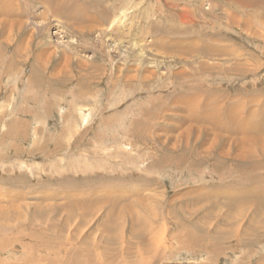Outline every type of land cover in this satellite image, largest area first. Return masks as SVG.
<instances>
[{
    "label": "rangeland",
    "instance_id": "obj_1",
    "mask_svg": "<svg viewBox=\"0 0 264 264\" xmlns=\"http://www.w3.org/2000/svg\"><path fill=\"white\" fill-rule=\"evenodd\" d=\"M13 1L0 0L17 22L0 25V264H264V12ZM251 132L257 171L236 155Z\"/></svg>",
    "mask_w": 264,
    "mask_h": 264
},
{
    "label": "bare ground",
    "instance_id": "obj_2",
    "mask_svg": "<svg viewBox=\"0 0 264 264\" xmlns=\"http://www.w3.org/2000/svg\"><path fill=\"white\" fill-rule=\"evenodd\" d=\"M6 1V0H5ZM8 2L9 1H11L13 4H12V6H10L9 8H3L4 7V5H3V7L1 6V8H3V10L2 11H4V10H9V11H14V9L16 8V5H15V2L13 1V0H7ZM26 1V0H25ZM44 1H46L49 5H50V3H49V0H44ZM225 1V0H224ZM227 2H229V3H233V4H239L240 5V7H242V8H248V7H251V8H253L254 10H258V11H260V13L261 12H264V1H262V0H226ZM17 3H19V2H17ZM34 3V2H33ZM40 3V2H39ZM245 3H246V5H245ZM84 5V6H83ZM81 4V3H79L78 1H76V0H73V2L70 4V6L71 7H69V9H68V11H70V12H76L75 14H77L78 15V10L76 9V7H81V8H85L86 6H85V4ZM102 7V6H101ZM39 8V7H38ZM90 9V8H89ZM105 9V8H104ZM57 10V11H56ZM97 11H98V9H97ZM106 11V10H105ZM247 11V10H246ZM17 12V11H16ZM55 13H62L63 11H60L59 9H55V11H54ZM96 12V11H95ZM102 12V11H101ZM2 13V12H1ZM11 13V12H10ZM43 13V12H42ZM90 13H91V11H90ZM186 13V10L184 9V13H179V15H177L178 16V18L179 19H182L183 21H184V19L185 18H187V15L185 14ZM97 14V13H96ZM102 15H104L103 13H101ZM100 14V17L102 16ZM230 14V13H229ZM256 14V13H255ZM12 14H10V16H11ZM79 15H80V13H79ZM263 15H264V13H263ZM3 16V15H2ZM75 16V15H74ZM91 16V15H90ZM70 17V16H69ZM86 17V16H85ZM84 17V18H85ZM96 17H98V16H96ZM230 17H231V19L233 20V19H235V17H234V15H233V13L232 14H230ZM10 18V17H9ZM72 18H74V17H72ZM92 18V17H91ZM18 19V18H17ZM20 19V18H19ZM18 19V20H19ZM79 19V22L82 24L83 23V21L86 19H84L83 21L80 19V18H78ZM16 17H12V19H7V16H6V14H5V17H2V20L0 21V25H2V26H6V27H8L9 28V26H15L16 25ZM24 20V19H23ZM73 20V19H72ZM120 20H121V18H120ZM191 20V19H190ZM187 21H188V19H187ZM114 22H117V21H114ZM114 22H112V23H114ZM73 23V22H72ZM77 23V22H76ZM243 23H244V25L248 28L249 26V22L248 21H243ZM116 24V23H115ZM22 25V24H21ZM251 25V24H250ZM19 26V25H18ZM58 27H60V26H58ZM12 28V27H11ZM10 28V29H11ZM74 28V27H73ZM250 28V27H249ZM1 29V28H0ZM86 29V28H85ZM246 29V28H245ZM80 30V29H79ZM93 30V29H92ZM177 30V29H176ZM182 31V30H181ZM180 31V32H181ZM188 31V30H187ZM7 32V31H6ZM28 32V31H27ZM63 32V31H62ZM100 32V31H99ZM174 32V31H173ZM179 32V31H178ZM188 33H189V31H188ZM187 34V33H186ZM190 34V33H189ZM89 36V35H88ZM81 39V38H80ZM40 41V40H39ZM43 41V40H42ZM99 41V40H98ZM182 41V40H181ZM192 41V40H191ZM73 42H75V41H73ZM180 42V41H179ZM179 42H175V43H173V44H175L177 47H180V48H182L183 50H185L184 49V43L186 42H184V40L182 41V42H184V43H179ZM21 43V42H20ZM24 43V42H23ZM22 43V44H23ZM34 43V42H33ZM42 43V42H41ZM106 43V42H105ZM22 44H20V46L19 47H17L16 49H15V51H14V54L15 55H19L20 56V54H21V50H23V47L21 46ZM38 44V43H37ZM98 44V43H97ZM24 45V44H23ZM62 45V44H61ZM99 46V45H98ZM186 46V45H185ZM191 46H193V48H194V50L192 51V53H194V54H196V53H198V54H208V53H221V54H227V53H230V54H232V52L231 51H229L228 49H219V48H214L213 46H211V45H208L206 42L205 43H202V42H200V43H193L192 44V42H191ZM217 47V46H216ZM49 48V47H48ZM192 48V47H191ZM47 49V48H46ZM80 49V48H79ZM188 49V48H187ZM109 50V49H108ZM189 50V49H188ZM41 53L43 54V58L44 57H46V56H48V54L47 55H45L44 54V52H43V50L41 51ZM25 56V55H24ZM70 56V55H69ZM77 56V55H76ZM38 58H39V56H38ZM16 59V58H15ZM22 59V58H21ZM28 59V58H27ZM12 60V59H11ZM14 60V59H13ZM3 61V60H2ZM49 61V60H48ZM48 61H47V63H48ZM43 62H44V60H43ZM40 63H42V61H41V59L39 60V63L37 62V67L36 68H38L39 66H40ZM14 62L13 63H11V64H9V62H8V64L6 65V67H8V69H10V68H12L13 66H14ZM33 66V65H32ZM40 69V68H39ZM12 70V69H11ZM18 70V69H17ZM20 70V69H19ZM16 73V72H15ZM64 73V72H63ZM1 74V73H0ZM33 74V73H32ZM59 74V73H58ZM4 75V74H3ZM30 75V74H29ZM179 75V74H178ZM30 76H32V75H30ZM47 76V75H46ZM38 77V76H37ZM63 77V76H62ZM36 79V78H35ZM65 79V78H64ZM124 79V78H123ZM35 81V80H34ZM36 81H37V79H36ZM39 81V80H38ZM91 81V80H90ZM36 84H38L37 82H36ZM46 84V83H45ZM29 85V84H28ZM44 87H45V85H44ZM40 88H41V86H40ZM53 89V88H52ZM61 92V91H60ZM176 97V96H175ZM177 98V97H176ZM173 98H171V100H172ZM178 100H180V98H177V101ZM201 105V104H200ZM208 108V107H207ZM209 108H210V106H209ZM210 110V109H209ZM213 113V112H212ZM205 116H210V118H211V120H210V122L214 125V126H216V127H219V126H224V127H227V128H235V129H238L239 127H240V119H236V117H233V120H234V122L233 123H228V116L227 117H222V118H217V114L216 113H213V114H211V115H209V114H206ZM191 117V116H190ZM251 117V116H250ZM251 118H253V117H251ZM203 119H204V117L203 118H201L200 119V121L202 122L203 121ZM209 119V117H207V119L206 120H208ZM258 119H261V116L259 115L258 116ZM249 120V119H248ZM263 127V126H262ZM262 127H260L261 129H259L260 131H263L264 130V128H262ZM239 129H241V128H239ZM242 129H244L243 127H242ZM243 132V131H242ZM261 133H259V135H260ZM259 135L258 136H256V134L254 133V132H251V133H249L246 137H242L241 139L244 141L243 142V144L244 143H246V142H251L248 146L246 145V147H245V145H241L240 146V148L239 149H237L236 150V152H237V154L236 155H238V157L237 158H241V160H242V158H243V161L244 162H246V164L248 165V167H250L252 170H256V169H260L261 167H260V165H258L255 161L256 160H254L253 159V157L254 156H256V151H255V144H254V142L255 141H257V139H258V137H259ZM247 144V143H246ZM234 150V149H233ZM260 150L262 151V152H264V144L262 145V146H260ZM245 152H248L249 153V156L248 157H244L243 156V154L244 155H246V153ZM221 153H222V151H220L219 152V154L221 155ZM236 157V156H235ZM256 158V157H255ZM216 163V162H215ZM221 163H222V161H221ZM249 163H251V164H249ZM258 165V166H257ZM262 166V165H261ZM264 167V166H263ZM149 168V167H148ZM241 170V169H240ZM243 170V169H242ZM257 171V170H256ZM252 172V171H251ZM244 173V172H243ZM124 187H126V186H124ZM235 189V188H234ZM236 194H238V193H236ZM235 194V195H236ZM239 195V194H238ZM260 198H256V201L257 202H254V201H252V203L253 204H255V205H261V202L262 201H264V194H262L261 196H259ZM93 198H95V197H93ZM100 198V197H99ZM98 198V199H99ZM96 199V198H95ZM94 199H88L87 198V200L85 201L86 203H89V202H91V203H89L90 204V206L92 205V201H93ZM100 200H101V198H100ZM238 200H239V202H240V198H238ZM238 202V201H237ZM251 203V202H250ZM93 204H94V202H93ZM227 204L228 205H230L231 207L232 206H236V203H235V200H232V199H228V201H227ZM240 204V203H239ZM238 204V205H239ZM95 206V205H94ZM240 206V205H239ZM243 206V205H242ZM246 206V205H245ZM38 207V206H37ZM81 207H82V205H81ZM255 207V206H254ZM83 209H84V205H83V207H82ZM82 208H80V209H82ZM234 208V207H233ZM79 209V208H78ZM214 210V209H213ZM80 211H82V210H80ZM239 212H240V210H239ZM238 212V213H239ZM233 214V213H232ZM229 215V216H226V218H225V220H230V219H240V217H241V215L240 214H236V213H234L233 215ZM255 225V224H254ZM34 229V228H33ZM201 232V231H200ZM199 234V233H198ZM202 234V233H201ZM195 235V234H194ZM197 247H199V246H197ZM220 247V246H219ZM250 248V247H249ZM261 258V257H260Z\"/></svg>",
    "mask_w": 264,
    "mask_h": 264
},
{
    "label": "crops",
    "instance_id": "obj_3",
    "mask_svg": "<svg viewBox=\"0 0 264 264\" xmlns=\"http://www.w3.org/2000/svg\"><path fill=\"white\" fill-rule=\"evenodd\" d=\"M6 60H7V58H6ZM6 65H7V61L4 62V67H3V68H5ZM0 90H1V89H0ZM25 123L29 125V122L26 121ZM82 262H83V260H82Z\"/></svg>",
    "mask_w": 264,
    "mask_h": 264
}]
</instances>
